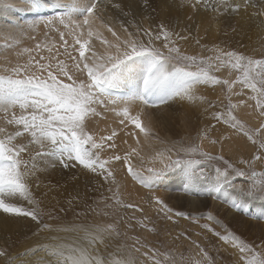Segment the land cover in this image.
<instances>
[{
    "label": "snow or ice",
    "instance_id": "obj_1",
    "mask_svg": "<svg viewBox=\"0 0 264 264\" xmlns=\"http://www.w3.org/2000/svg\"><path fill=\"white\" fill-rule=\"evenodd\" d=\"M186 3L194 10L201 5L206 11L229 7V0H216L215 4L212 0H186ZM25 5L27 12L46 10L52 15L26 26L35 32L43 25L48 31L44 33L45 40L37 42L35 48H23L16 53L17 57L28 54L24 63L13 65L5 57V63L0 65V211L34 221L37 225L32 233L34 237L43 231L50 235L19 251H9L11 245L0 247V264H216L209 252L186 231L176 239L183 235L190 241L193 248L189 255L177 254L174 249L161 251L146 242V238L129 235L132 220L150 233H157L158 229L146 223L150 220L147 215L125 217L121 214L122 209L142 214L145 210L124 198L117 172L126 169L127 176L149 190L166 186L170 180L180 177L184 193L212 195L245 214L248 204L238 200L247 198V201L264 203V171L254 167L256 162L264 161V55L256 58L216 45L210 49L214 56L187 55L181 51L179 41L188 40L190 31L182 35L163 22L143 27L134 19L126 22L118 19L117 30L111 18L105 17L107 9H118L125 18L131 15V10L125 11L114 0H25ZM149 8L150 0H144L143 10ZM229 10L239 11V7H229ZM52 31L58 33L59 41L48 39ZM3 40L5 49L20 44L19 39L11 36ZM42 51L49 55H41ZM223 68L229 70V76L235 72V78L222 79L214 74ZM198 85L224 86L227 103L222 110H215L217 102L197 95ZM233 96H246V99L233 102ZM177 100L206 104L204 111L211 119L231 130V136H221L210 143H221L223 147V141L232 136L246 138L255 148L250 160L240 161L247 170L236 167L223 155H213L203 149V141L208 139L211 128L198 132L199 144L185 146L173 142L170 147L153 149V141L158 137L151 123L145 124L142 117L149 116L150 121L149 109ZM241 106L251 110L248 115L256 120L255 125L240 118ZM134 107L138 109L135 113ZM99 108L115 113L124 129L132 126L133 130L126 135L135 140V146L128 145L121 154L115 142L117 129L107 135L88 129L90 118L102 116ZM140 136L144 138L143 144ZM145 147L153 149L147 159L153 164L158 162L160 167L143 170L136 167L133 158L143 168ZM213 161H223L224 167ZM52 162L64 168L79 165L96 177L93 190L99 191V198L86 208L98 217L116 219L55 226L44 222L45 216L48 220L57 219L56 210L45 211L41 207L32 194L29 180L41 170V163ZM116 164L121 165L120 169ZM237 178L246 180L247 187L236 184ZM141 199L154 209L160 220L176 223L175 217H183L199 224V216L175 211L154 191L150 198ZM20 201H26L29 207L22 206ZM68 204L71 206L72 200ZM59 212L65 209L60 208ZM203 218L211 223L200 224V228L233 250L232 264H264V239L259 243L248 242L211 213L204 214ZM253 218L264 219V214ZM214 224L223 227V232L216 231Z\"/></svg>",
    "mask_w": 264,
    "mask_h": 264
},
{
    "label": "bare ground",
    "instance_id": "obj_2",
    "mask_svg": "<svg viewBox=\"0 0 264 264\" xmlns=\"http://www.w3.org/2000/svg\"><path fill=\"white\" fill-rule=\"evenodd\" d=\"M114 2L120 3L125 11L131 10V15L125 18L120 14L118 9H113L111 7L107 9L105 17L106 19L111 18L117 30H119V24L116 23L118 19H123L125 22L134 19L143 27H149L150 25L155 26L163 22L169 27H174L175 30L182 35H188L190 31V38L185 41H179V46L182 52L191 55L199 54L203 57L214 56L215 53L210 51L214 45L223 50V46L230 47V45H239L241 46L240 48L238 47L240 51L246 55H252L256 58L264 55V15H261V13H264V0H229V7L235 8L238 6L239 11H230L229 7H221L219 11H206L203 5L194 10L186 3V0H150V8L148 10H143L144 0H114ZM212 3L215 4L216 0H212ZM5 5H8V7H5ZM25 7V0H0V65L5 63V57H7L13 65L17 62L24 63L28 58V54L26 53L22 57H17L16 53L23 48H35L37 42L45 40L44 33L48 30L45 29L43 25H40L35 32H32L26 28V26L31 23L21 24L15 17L16 12L24 11ZM151 9H155V11L153 12ZM145 17H150V19H145ZM129 28L135 31L130 25ZM186 28L188 31H185ZM21 30H24L23 35H21ZM5 36L19 39L20 44L16 47L5 49L3 47V38ZM32 36H35V39H31L30 37ZM144 38L147 39V37ZM48 39L59 41L58 33L55 31L49 32ZM68 39L71 43V38L69 37ZM197 40L200 41L199 44L196 43ZM201 45H205V47H201ZM40 54L44 56L49 55L47 51H42ZM32 55L37 56V53L33 52ZM215 75L221 78H235V72H232L231 76H229V70L227 68L215 72ZM198 86H202L200 88L204 91H208L210 87L220 89V85ZM238 88L239 87H237L236 90ZM244 91L247 92L248 90L245 89ZM107 99L110 98H106V102ZM232 99L233 102H236L239 99H246V96H233ZM178 101L180 100L170 102L168 105L159 108L149 109L148 112L151 116L150 121L149 116L142 117L145 124L151 123L155 135H165L162 137L164 143H160L159 139L153 141V149L155 150L172 146L173 142H176L175 140L177 137L190 141V139L193 138L190 137L191 134H198V130L201 127V125L198 124L200 118H195L194 112H190L188 101H180L182 112L178 114L175 109ZM206 107L207 105L204 104V108ZM98 110L102 113V116L89 119L88 129L90 131L96 132L98 135H107L113 129H117L118 136L115 142L119 146L121 154L127 149L128 145L135 146V140L131 136L126 135L127 132L133 130L132 126L124 129L123 126L119 125L120 118L117 117L115 113L105 111L102 108ZM137 110L138 109L134 107L133 113ZM250 111V109L241 106L239 115L251 125H255L256 120L253 116L248 115ZM202 120L208 122L210 119L205 115ZM213 125L214 127H212ZM221 136H231V130L225 129L222 125L213 122L208 139L203 141V147L212 152L221 150L222 153L233 157L243 156V159L252 154V145L250 146L243 138L232 136L231 139L223 141V147L221 143H210V138L219 139ZM140 139L143 144V136H140ZM125 140H127V144L124 143ZM153 149L145 147L142 153L146 156L143 162V168H141V162L133 158V163L137 168L143 170L147 167H160L158 162L153 164L147 159V156L153 154ZM104 155H107V153ZM53 163L54 166H52ZM261 163H263V161H261ZM257 165H259V163H257ZM115 167L120 169L121 165L116 164ZM259 167H261V165H259ZM40 169L41 170L29 180L32 194L40 202L41 207L45 211L48 209H55L58 216L55 220H48L47 216H45L44 222L55 226L91 221L92 218L105 222H111L116 219L115 217L111 219L102 218L96 216L94 213L90 214V212H88L86 205L92 204L93 201L99 198V191L93 190L96 184L90 179L96 177L83 170L79 165L76 167L70 165L68 168H64L58 162L49 164L41 163ZM117 179L121 183V192L124 198L127 201L140 204L145 210L144 214L147 216L151 215V217H153L155 211L148 205L143 204L141 198H150L152 191H154L156 195H159L164 201H167V203H169L170 198L179 202L182 201L183 197L189 198V203L191 205H194L199 200L195 197L196 195L186 196V193H183V191H176L179 187H182V180L180 177H175L170 180L166 186H161L152 190L136 184L127 176L126 169L117 172ZM100 191H104V189H100ZM202 198H206V195H202ZM69 200H72L71 206L68 204ZM205 201L206 200L202 201L201 205L204 206ZM19 203L24 207H29L26 201H20ZM258 207L259 206L253 208L255 209L253 213L260 214ZM60 208H64L65 212H59ZM235 212L234 210H229L227 215H234L235 217ZM77 213L80 215L77 216ZM85 213H87V215H85ZM240 213L242 214L243 212ZM121 214L125 215V217L129 215L138 217V215H141L139 212L134 213L131 209H122ZM153 219H155V217H153ZM243 219L246 220L245 216H243ZM246 221L250 222L248 219ZM120 223V229L125 230L124 222L121 221ZM157 225L161 227L162 233H169V229H171L169 223H165V225H163V223H157ZM180 225L183 227V223H180ZM238 227L241 228L240 226ZM252 227H254V225H252ZM36 228V223L30 218L16 217L0 211V247L11 245L12 247L9 251H19L25 246H30L38 240L42 241L45 237L50 235V233H42L41 236L34 237L32 233L36 231ZM133 230L143 238L141 235L143 232L140 227ZM133 230H128L129 235L134 233ZM260 230V234L264 235V227ZM25 237H28V239H25ZM109 251H111V249H109ZM37 255H40V253Z\"/></svg>",
    "mask_w": 264,
    "mask_h": 264
},
{
    "label": "rangeland",
    "instance_id": "obj_3",
    "mask_svg": "<svg viewBox=\"0 0 264 264\" xmlns=\"http://www.w3.org/2000/svg\"><path fill=\"white\" fill-rule=\"evenodd\" d=\"M234 46L235 45H230V47L229 46H223V48H224V50H235L236 48L241 47L239 45H236L235 47ZM239 48L236 49V51H240ZM183 53H185V52H183ZM185 54L191 55L189 53H185ZM195 56H200V55L196 54ZM224 78L225 77H222V79H224ZM200 87H202V86H197L195 89L197 95L204 96L210 101L217 102V107L215 110H222L223 105L227 103V100L225 99L226 89L224 88V86L220 85V89H215V88L210 87V89L208 91H204ZM239 90L240 89L238 88L236 91H239ZM175 109L177 110L178 114L182 112V106H181L180 101H178V104H177ZM204 109H205L204 104H201L200 102H197L195 104L189 103L190 112H194L195 118H200L198 124L201 125V127L199 128L198 132L201 129L211 128V125L213 122H215L218 125H222V127L225 129H228L222 123H217L215 120L211 119L209 113L204 111ZM205 115L210 119L208 122H204L202 120L203 116H205ZM238 115H239V112H238ZM240 118H241V116H240ZM209 132H208V136H209ZM163 136H165V135H162V136L156 135V137H158L159 141H164V140H162ZM190 137H193L192 139H190V141H187V139H182L181 137H177L175 141L180 142V144H183L185 146L191 145V144L201 143L198 134L197 135L191 134ZM235 137L236 138H243L247 141V139L244 138L243 136H235ZM210 139L212 140L213 138H210ZM247 142L250 146L252 145L249 141H247ZM252 147H253V145H252ZM203 149L205 151H208L204 147H203ZM208 152L212 153L213 155H223L226 160L235 164L236 167L245 168L247 170V166L240 163V161L241 160H250L251 156L255 152V148L253 147L252 154L248 155L244 159H243V156L233 157L231 155L224 154L221 152V150H218L216 152H212V151H208ZM240 158H241V160H240ZM211 163H214L215 165H217L219 167H224L223 161H213ZM257 163H259V165H261V167H259V165H257ZM254 167L257 171H264V161H263V163L256 162L254 164ZM90 179L93 181V183L96 184V182H97L96 178H90ZM235 183L236 184H243L245 187H247L248 182L242 178H237L235 180ZM176 191L181 192V191H183V188L179 187ZM187 195L188 194H186V196ZM235 195L236 194L233 193L234 198H235ZM195 197L199 200L194 205H191L189 203L190 199L185 198V197H183L182 201H180V202L173 199V198H170L169 203H167V201H165V203L168 204L169 207L173 208L175 211H182V212L188 213L190 217L191 216H199L200 217L199 224L193 223L191 221V219H185L183 217H175V220L178 221L176 223H173L172 221L160 220L158 218L157 214L155 213V215H153V217H155V219H153V217H151V215H149L150 220L146 221V223H149L150 226H155L158 229V231H157V233H150L146 229L140 228L141 231L143 232L141 234L143 236L142 239L146 238V242L150 243L153 247L160 248L161 251L174 249L177 254L189 255L191 253L192 248H193L190 241L188 239H185L183 235H181L179 239H176V236L179 233L186 231L187 235L190 236L192 240L198 241L209 252V254L216 260V264H232L233 260L235 259L234 256L231 255L233 250L230 247L224 245L221 241H219L218 237H216L212 233L207 232L206 230H203L200 228V226H199L200 224L211 223L210 221H207L206 219L203 218V215L206 213H211L214 217H216L219 221L222 222V225L227 226L228 229L235 232L237 235L241 236L243 239H245L248 242L259 243L260 240H262V238L264 239V235L260 234L261 233L260 229L262 227H264V219H254L253 218L255 216H259L260 214L262 215V213L264 214V210H263L264 203H260L258 201H247V198H245L243 201L238 200L237 201L238 203H245L246 202L248 204V213L245 214L243 211L236 210L235 208L231 207L229 203H227L221 199H214L212 195H206V198H204V199L202 198V195H196ZM204 200H206V201L204 202V206H203V205H201V203ZM255 205L259 206L258 210H260V214L253 213V211H255V209H253V208H256ZM229 210L236 211L235 217H234V215H227V212H229ZM240 212H243L242 213L243 215ZM142 215H145V214L141 213V215H138V217H141ZM243 216H245L246 220L247 219L250 220V222H247L246 220H244ZM233 219H236V220H233ZM237 219H238V221H237ZM91 221H100V220H97L96 218H92ZM129 222L133 224V228L130 230L138 228L135 220H132ZM157 223H163V225H165V223H169V225H171V229H169V233H162L161 227L159 225H157ZM180 223H183V227H181ZM262 223H263V225H262ZM236 224L238 226H240L242 229L239 228ZM120 225H121V223H120ZM252 225H254V227H252ZM213 227L216 228V231L223 232V227H221L220 225L214 224ZM121 231L123 232L125 230L121 229ZM197 232H200L202 234L197 236L196 235ZM42 233L48 234L49 232L43 231L40 233V236ZM262 234H263V232H262ZM130 235H138V234L134 231V233H131ZM121 238L123 239V237H121ZM129 243H130V241H129Z\"/></svg>",
    "mask_w": 264,
    "mask_h": 264
}]
</instances>
